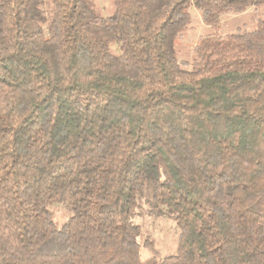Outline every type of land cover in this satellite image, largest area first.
Wrapping results in <instances>:
<instances>
[{
  "label": "trees",
  "instance_id": "1",
  "mask_svg": "<svg viewBox=\"0 0 264 264\" xmlns=\"http://www.w3.org/2000/svg\"><path fill=\"white\" fill-rule=\"evenodd\" d=\"M113 6L0 0V264H145L144 213L151 264H264V19L217 31L264 0Z\"/></svg>",
  "mask_w": 264,
  "mask_h": 264
},
{
  "label": "rangeland",
  "instance_id": "2",
  "mask_svg": "<svg viewBox=\"0 0 264 264\" xmlns=\"http://www.w3.org/2000/svg\"><path fill=\"white\" fill-rule=\"evenodd\" d=\"M98 5L102 8L105 16L113 14V0H98ZM192 16L193 23L191 29L185 33L184 37L177 44L180 61L191 60L193 55L192 48L198 39L203 35L214 32L211 28L206 27L199 12L193 10ZM259 18L264 19V8L259 10L249 9L246 13L238 16L223 17L220 20V26L217 31L220 34H232L238 31V29L253 30L256 28ZM52 209L55 220L59 225H62L67 220L68 215L60 206H55ZM136 223L142 230L140 241L153 240L154 242L152 246L155 249V256L144 250L142 251L143 262L145 264H151L154 259L153 257L159 260L168 254L177 252L178 229L172 221L169 219L153 218L144 213L136 218Z\"/></svg>",
  "mask_w": 264,
  "mask_h": 264
}]
</instances>
